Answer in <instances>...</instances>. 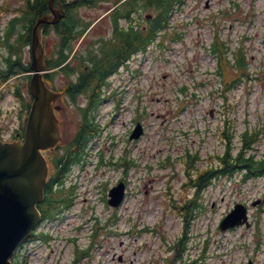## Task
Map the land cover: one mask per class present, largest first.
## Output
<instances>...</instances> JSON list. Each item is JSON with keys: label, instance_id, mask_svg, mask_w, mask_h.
<instances>
[{"label": "rangeland", "instance_id": "rangeland-1", "mask_svg": "<svg viewBox=\"0 0 264 264\" xmlns=\"http://www.w3.org/2000/svg\"><path fill=\"white\" fill-rule=\"evenodd\" d=\"M231 4L236 12L224 16ZM108 6L100 2L79 10L86 21L98 19L85 43L110 34L103 16ZM171 24V32L183 30L184 35L164 57H156L152 43L146 54H136L129 72L112 77L106 93L113 95L97 108L100 130L90 142L87 163L75 165L68 176V183H77L76 204L63 218L42 225L52 236L49 253L37 243L35 254L23 250V264H75L76 248L89 250V257L76 264H246L249 258L264 264V177L216 179L201 193L207 211L187 229L174 207L192 193L183 183L182 154L199 152L203 159L197 170L206 165L211 154L222 151L219 134L225 119L237 132L258 128V151H264V0H185ZM215 31L231 49L243 47L248 60L249 75L227 93V107L217 90L219 78L213 75L216 55L210 46ZM46 39L50 52L56 39ZM54 78L60 90L66 78ZM78 102L85 103V97ZM54 105L59 108L60 143L66 144L79 115L74 105L60 99ZM137 121L144 133L130 140ZM122 157L136 166L128 167L124 200L112 208L108 190L123 177L121 166L112 162ZM257 199L261 202L253 206ZM236 202L249 206L251 225L220 230V220ZM174 243L179 246L170 250Z\"/></svg>", "mask_w": 264, "mask_h": 264}, {"label": "trees", "instance_id": "trees-1", "mask_svg": "<svg viewBox=\"0 0 264 264\" xmlns=\"http://www.w3.org/2000/svg\"><path fill=\"white\" fill-rule=\"evenodd\" d=\"M51 0H27L26 34L23 39L31 42L32 30L38 19L48 14ZM62 5L63 15L55 23H43L44 34H52L56 39L52 50L45 57L44 75L46 82L54 86V76L64 75L63 102L75 106L79 115L76 132L63 145L62 150L51 155L52 173L44 189L43 200L38 204L42 219H52L63 208L72 204V187L66 188L65 179L73 165L82 163L88 154L89 143L98 133L100 124L97 122L96 111L99 103L106 98L105 90L109 86L108 77L120 67H127L131 54L145 51L152 43L162 46L165 37H171L175 31L169 29L171 13L180 6L183 0H54ZM99 2L112 4L113 9L108 17L113 24L112 35L109 38H98L96 42L82 48L75 43L88 27L78 16L79 7H94ZM150 13L151 17L143 16ZM10 31V28L9 30ZM160 41H157L158 37ZM179 34L176 32L174 37ZM173 37V38H174ZM75 42V43H74ZM213 53L218 60L219 86L221 97L227 101L229 89L236 88L242 80L244 58L241 53L236 55V70H230L226 59L227 46L222 42L213 44ZM29 71L30 69L27 68ZM55 88V86H54ZM228 91L227 93H225ZM85 97V103H77L78 96ZM232 129L234 130L232 132ZM235 135V139L233 136ZM222 142V152L216 154L214 163L204 169L197 170L192 175L190 168L194 167L197 158L192 153L186 158V174L188 183L193 186V195L185 198L182 203L174 205L177 214L182 218L185 229L200 213L207 208L201 201V191L218 176L240 173L242 180L264 175V153L257 152L259 130L243 128L239 133L228 124L222 125L219 134ZM102 160V156H101ZM118 165H129L126 157L116 159ZM186 235V232H184ZM33 239H48V235L35 231ZM87 251H79L74 262H77ZM15 264H20L18 260Z\"/></svg>", "mask_w": 264, "mask_h": 264}, {"label": "water", "instance_id": "water-1", "mask_svg": "<svg viewBox=\"0 0 264 264\" xmlns=\"http://www.w3.org/2000/svg\"><path fill=\"white\" fill-rule=\"evenodd\" d=\"M52 2V0H51ZM50 2V3H51ZM51 5V4H50ZM60 12L54 10V17H42L34 25L32 49L39 56H33L34 70L29 82L33 101L28 113L23 143L0 142V264H10L17 245L25 239L39 220L36 208L43 198L47 165L42 150L52 147L58 139V121L51 102L58 96L49 90L42 80L40 63L41 48L37 30L42 23H55ZM140 127L132 136H138ZM122 184L110 192L109 202L117 205L122 198ZM246 220V209L236 204L223 219L220 228L239 225Z\"/></svg>", "mask_w": 264, "mask_h": 264}, {"label": "flooded vegetation", "instance_id": "flooded-vegetation-1", "mask_svg": "<svg viewBox=\"0 0 264 264\" xmlns=\"http://www.w3.org/2000/svg\"><path fill=\"white\" fill-rule=\"evenodd\" d=\"M9 8H13L10 15ZM28 12L27 0H0V139L3 141L22 139V128L26 127L31 101L28 99L31 73L27 68L32 64L31 46L23 39Z\"/></svg>", "mask_w": 264, "mask_h": 264}, {"label": "bare ground", "instance_id": "bare-ground-1", "mask_svg": "<svg viewBox=\"0 0 264 264\" xmlns=\"http://www.w3.org/2000/svg\"><path fill=\"white\" fill-rule=\"evenodd\" d=\"M178 7H180V6H178ZM178 7H177V8H178ZM146 50H147V49H146ZM146 50H145V51H146ZM143 52H144V51H143Z\"/></svg>", "mask_w": 264, "mask_h": 264}]
</instances>
